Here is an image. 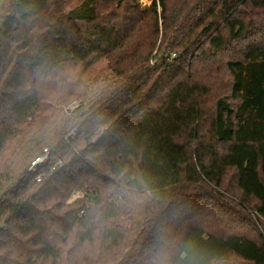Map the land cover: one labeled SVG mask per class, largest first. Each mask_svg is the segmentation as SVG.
Returning a JSON list of instances; mask_svg holds the SVG:
<instances>
[{"label":"trees","instance_id":"trees-1","mask_svg":"<svg viewBox=\"0 0 264 264\" xmlns=\"http://www.w3.org/2000/svg\"><path fill=\"white\" fill-rule=\"evenodd\" d=\"M249 261L264 0H2L0 264Z\"/></svg>","mask_w":264,"mask_h":264},{"label":"built area","instance_id":"built-area-1","mask_svg":"<svg viewBox=\"0 0 264 264\" xmlns=\"http://www.w3.org/2000/svg\"><path fill=\"white\" fill-rule=\"evenodd\" d=\"M176 53H171L169 56H175ZM50 159V150L45 148L44 151L32 159L30 169L31 171L35 172L38 168L46 163L49 162ZM42 178V173L37 174V180L40 181Z\"/></svg>","mask_w":264,"mask_h":264},{"label":"rangeland","instance_id":"rangeland-1","mask_svg":"<svg viewBox=\"0 0 264 264\" xmlns=\"http://www.w3.org/2000/svg\"><path fill=\"white\" fill-rule=\"evenodd\" d=\"M2 0H0V2H1ZM139 2L143 5V6H146V5H150L151 4V2H152V0H139ZM159 43H160V41H159ZM158 43V44H159ZM163 49H164V46H162L161 48H159L158 50H155L154 51V53H153V55H156V57H158V56H160V54H161V52L163 51ZM154 59H155V56H154ZM153 59V60H154ZM77 105V103L75 102V103H72L71 105H69V107L70 108H74L75 106ZM207 190H208V192H213V189H211V188H207ZM203 194V193H202ZM224 264H227V263H224ZM233 264H239L238 262H234ZM243 264H253L251 261H249V262H244Z\"/></svg>","mask_w":264,"mask_h":264}]
</instances>
